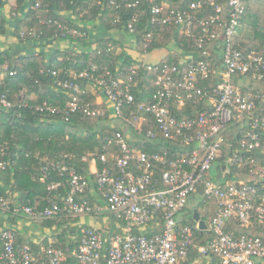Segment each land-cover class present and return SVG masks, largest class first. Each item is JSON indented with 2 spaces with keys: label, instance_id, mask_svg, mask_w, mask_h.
Segmentation results:
<instances>
[{
  "label": "built area",
  "instance_id": "obj_1",
  "mask_svg": "<svg viewBox=\"0 0 264 264\" xmlns=\"http://www.w3.org/2000/svg\"><path fill=\"white\" fill-rule=\"evenodd\" d=\"M43 1H36V11ZM245 1L228 0L229 12L225 13L221 0L192 1L185 10L149 0L153 4L151 29L140 43L132 41L139 58H134L128 69H121L123 61L114 64L117 49L108 44L99 52L108 59V64L90 61L87 69L72 71L71 79L56 80L59 88L68 91L67 114L79 110L89 116L111 113L139 133L153 122L158 132L148 129V138L162 137L196 146L190 156L178 154L174 161H169L162 155L135 148L129 137L120 132L115 138L118 153L111 152L110 157L96 154L92 163L97 167L91 170V178L66 166L47 163L42 169L44 178L50 167L62 176H69L71 191L65 198L67 206L62 207L54 196L44 210L24 207L22 210L28 217L45 220L62 214L78 217L106 212L119 228L111 237L95 227L84 229L73 252L77 264H264V166L258 160V154L264 155V91H245L235 84L237 75L264 81V52L242 51L235 45L246 12ZM137 4L139 1L109 0L110 6L119 8L123 5L133 8ZM207 7L213 12L198 18ZM137 21L138 14L127 22L129 33H135ZM39 22L46 21L39 18ZM48 23L57 27L62 38L85 36L78 28L58 20ZM163 25L180 27L181 35L193 41L195 51L179 64L146 60L158 28ZM29 32L31 38H39L35 29ZM20 36L25 38L24 32ZM214 43L217 45L213 46ZM195 52L202 57L195 58ZM110 65H115V72ZM144 71L155 75L154 91L150 99L138 103L133 91ZM8 73L9 65L5 62L0 65V83ZM53 74L58 76L56 72ZM94 93L96 105L107 103V109L83 101ZM101 98L106 103L98 104ZM192 107L198 108L193 117L180 114ZM11 108L7 94H1L0 109ZM45 108L52 113L60 112L47 103L42 109ZM6 146L0 143V160L7 154ZM98 162L103 164L102 169ZM218 165L226 167L220 176ZM6 166L5 161L0 162V168ZM156 168L163 171L160 179L155 175ZM115 170L119 175H114ZM243 171H248L254 180H240L238 175ZM60 186L56 183L52 189ZM87 191H96L106 209L92 206L88 200L76 202V196ZM191 201H195L193 207L189 206ZM212 203L215 212L211 220H204L207 228L202 229L193 215L201 205L202 211L209 213ZM0 209L9 210L1 195ZM233 223L263 236L239 234ZM17 237L12 230L1 233L0 261L64 263L62 250L52 245L43 249L46 258L43 261L28 245L18 246ZM202 240L204 244L200 245Z\"/></svg>",
  "mask_w": 264,
  "mask_h": 264
},
{
  "label": "trees",
  "instance_id": "obj_2",
  "mask_svg": "<svg viewBox=\"0 0 264 264\" xmlns=\"http://www.w3.org/2000/svg\"><path fill=\"white\" fill-rule=\"evenodd\" d=\"M36 1L15 0V3L10 5V0H0V35L7 32L8 22L15 21L16 28L11 35L17 38L24 49L10 47V49L0 50V65L5 62L9 65V73L0 83V95L7 94L13 105V108L8 111L0 109V143L7 145V154L0 160L7 163L5 169L0 168V182L4 183L3 187L0 185V195L7 197L6 191L10 188L12 192L20 195L21 204L36 207L38 210H44L49 206V201L54 196H56L55 201L62 207L67 206L65 198L71 191L69 176L67 174L62 176L58 170L50 167L47 177L44 178L43 167L47 163H56L76 171L78 175L91 178L90 167L96 154H107L110 157L111 152L118 153L115 138L120 132L129 137V142L135 148L162 155L169 161H174L178 154L190 156L195 145H183L162 137L148 138V129L158 132L153 122L144 126L143 132L139 133L111 113L89 116L79 110L67 114L65 109L70 99L68 91L59 88L56 83L57 79H71L72 71L87 69L90 61L108 64V59L99 53L108 44H112L115 50L117 49V54L113 53V56L116 54L114 64L123 61L121 69H128L133 62L132 57L127 55L120 41L109 36L111 33H118L122 37L127 35L132 41L140 43L151 29L150 14L153 4L149 0H129L132 3L139 1V4L133 8L124 5L119 8L110 6L109 0H99L102 2L101 5L93 0H44L39 11H36ZM192 1L196 0H155L154 4L168 3L172 9L185 10L189 8ZM221 4L225 13H228V0H221ZM245 4L246 12L242 25L245 23L251 25L255 35L252 39L238 37L235 39V45L242 51H255L257 54H262L264 52V0H246ZM7 7H10L14 15L4 18L3 13ZM212 12V8L207 7L205 13L197 17L203 18ZM137 14L135 33L131 34L126 29V24ZM39 18L46 21L45 24H41ZM49 20H58L78 28L85 33V36L62 38L57 27L48 23ZM31 29L36 30L39 38L30 37ZM100 31L106 35L100 37ZM21 32H24L25 38L20 36ZM60 41L66 42L69 47H61ZM29 44L31 47H26ZM173 45L176 51L169 53L163 59L169 64H179L190 52L195 51L193 41L180 34V27L163 25L158 28L148 52L152 53L160 49L172 51ZM215 45L217 43L213 44ZM75 48L80 50V53ZM38 49L41 50L38 51ZM201 57V54L195 52V58ZM111 65L110 68L115 72V65L112 67ZM54 72L58 73V76L54 75ZM154 79L155 75L151 72L141 73L139 85L133 91L138 103L150 99L154 91L152 86ZM235 79V84L245 91H264V81L259 82L245 75H237ZM96 100L95 93L83 99L84 102H93L95 107L104 108V106H97ZM45 103L52 108H59L60 112L52 113L46 108L42 109ZM186 109L185 112L180 113L182 116L193 117L198 113L197 107ZM258 160L264 166V155L258 154ZM108 166L110 167V163ZM98 167L102 169L103 164L98 162ZM113 173L119 175L117 170ZM162 173L160 168L155 169L157 179L161 178ZM238 177L240 180H254L248 176V171L241 172ZM56 183H60L61 186L58 189H52ZM92 195H97V192L87 191L84 194H78L76 202L88 200L94 206L100 199L99 203L102 204L100 196L95 201ZM202 206L204 205H201L199 213L203 220L208 222L215 212V204H210L209 213L202 211ZM72 217L62 214L57 218L45 219V222L50 227L58 223L60 226L61 219ZM72 222L76 223L78 219ZM190 223L193 224L192 221ZM233 228L239 234L263 236V233L240 228L236 223H233ZM70 231L72 234L68 239L67 234L61 231L57 235L58 243L52 245L64 252L63 264H77L73 252L78 246L81 229L74 226L70 227ZM114 233L115 231L108 233L109 237ZM206 238H209L207 234ZM16 243L18 246L28 245L20 243L18 237ZM199 244H204V240ZM28 246L31 248L30 245ZM31 251L35 256L46 261L43 250L39 249L38 253H35L31 248ZM2 252L1 244L0 254ZM0 264L9 263L0 261Z\"/></svg>",
  "mask_w": 264,
  "mask_h": 264
},
{
  "label": "crops",
  "instance_id": "obj_3",
  "mask_svg": "<svg viewBox=\"0 0 264 264\" xmlns=\"http://www.w3.org/2000/svg\"><path fill=\"white\" fill-rule=\"evenodd\" d=\"M165 3V2H164ZM165 5H169L168 3H165ZM170 6V5H169ZM10 7H7L5 12L3 13L4 18L9 17ZM14 14V13H13ZM9 20V19H8ZM11 21L7 24V32L5 34L11 36L12 31L14 30V27L11 30ZM181 34V33H180ZM255 35V30L251 25L243 24L239 37L246 38V39H252ZM109 37H113L116 40L120 41L123 44V47H125V52L128 56H131L133 60L134 58L138 57V52L136 51L134 44L132 42V45L129 43H123V39L121 38V35L118 33H111ZM60 46L63 48L69 47L66 42H59ZM26 47H31L29 44ZM133 47V48H132ZM16 48V47H14ZM176 49V47H174ZM173 47H171L172 51H169V49H160L162 53H164V56L159 58L158 60H146L148 62H158L160 60H163L168 56L169 53H173L174 50ZM5 48H1L0 50H4ZM7 49H10L7 48ZM17 49V48H16ZM181 51V50H180ZM154 52V51H153ZM182 52V51H181ZM97 165L91 163L90 169L92 171H95V168ZM0 185L3 187L4 183L0 182ZM6 194L8 195L5 197V199L8 202L9 210L4 211L0 209V251H1V233L4 230H12L18 235V239L20 243H25L31 246L33 251L35 253H38V250L42 251L43 249L49 247L50 245L56 244L58 242L57 235L61 232V227L58 224H55L54 226L50 227L48 223L45 222V220H38V219H32L28 217L24 212L23 208L28 207L26 205L21 204L20 202V195L16 192H12L9 189H7ZM93 196V195H92ZM95 201H97L99 198L97 195L93 196ZM100 201V199H99ZM99 201L95 202L96 205H99L106 209L105 203L102 201V204L99 203ZM78 222L76 223H69L68 226L70 227H78L81 229L79 232V236L83 232L84 229H87L88 227H95L97 229H100L106 233H112V232H118L119 228L117 227V223L115 222V219L105 212L104 214L99 215H83L78 216ZM71 234L67 235V239L70 237Z\"/></svg>",
  "mask_w": 264,
  "mask_h": 264
},
{
  "label": "rangeland",
  "instance_id": "obj_4",
  "mask_svg": "<svg viewBox=\"0 0 264 264\" xmlns=\"http://www.w3.org/2000/svg\"><path fill=\"white\" fill-rule=\"evenodd\" d=\"M15 3V0H10V5H13ZM9 13V16H11V15H13V12L12 11H8ZM14 23H15V21H13V20H11V30H12V28L14 27V30L13 31H15V26H14ZM13 31H12V33H13ZM106 34H104V32L103 31H100L99 32V36L100 37H104ZM121 38H123L124 39V41H125V43H129V44H131L132 45V42H131V37L130 36H124V37H122V35H121ZM60 42H62V41H60ZM174 47H175V45H173ZM0 47L1 48H5V49H7V48H9V47H17V49H20V50H24L23 48H22V44H20V42H18V40H17V38L16 37H12V35L11 36H9V35H7V34H3V35H0ZM173 47V48H174ZM125 47H123V49H124ZM133 48V47H132ZM39 50H41V49H38V51ZM174 50H176L175 48H174ZM164 56V53H162L161 52V50H155L154 52H152L149 56H147V60L149 61V60H158L159 58H161V57H163ZM100 103H98V104H100V105H102V104H104V103H106V102H103V99L101 98V99H99L98 100ZM104 106V109H107L106 108V106H107V103L106 104H104L103 105ZM96 205V204H95ZM195 205V201H191L190 203H189V206L190 207H193ZM70 217H72V216H70ZM74 219H77L76 217H72V218H64V219H61L60 220V226H61V231H64L67 235L68 234H72L71 233V231H70V226H68V223H73L72 222V220H74ZM63 233V232H62ZM56 243H58V242H56Z\"/></svg>",
  "mask_w": 264,
  "mask_h": 264
},
{
  "label": "water",
  "instance_id": "obj_5",
  "mask_svg": "<svg viewBox=\"0 0 264 264\" xmlns=\"http://www.w3.org/2000/svg\"><path fill=\"white\" fill-rule=\"evenodd\" d=\"M221 162H224V159H221ZM225 169H226V167L224 165L222 167L220 165H218V171H217L218 176H220L222 174V171H224ZM193 217H194V219L196 221H200V227L202 229H206L207 228L206 223L204 222V220H201V217H200L198 211H195Z\"/></svg>",
  "mask_w": 264,
  "mask_h": 264
}]
</instances>
